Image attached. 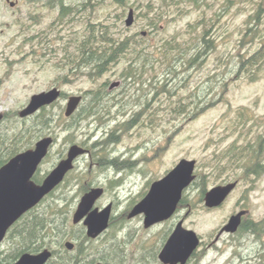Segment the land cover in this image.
<instances>
[{
  "label": "rangeland",
  "instance_id": "obj_1",
  "mask_svg": "<svg viewBox=\"0 0 264 264\" xmlns=\"http://www.w3.org/2000/svg\"><path fill=\"white\" fill-rule=\"evenodd\" d=\"M149 1L128 0V6L123 7L112 0H94L91 8L62 26L56 21L58 12L44 4L34 8L22 3L10 9L0 3V120H7L10 126H24L25 118L19 111L33 94L54 85L63 90L64 95L51 108L52 128L44 135L53 136L54 144L38 172L46 176L73 144L90 150L63 184L71 185L66 187L72 225L66 241L77 243L83 226H74L72 221L83 195L80 185H97L105 187V193L95 206L102 209L112 203L114 224L99 240L85 246L102 251L114 235L119 249L109 259L110 264H163L159 253L179 221L201 238L198 253L188 264H264V231L258 234L240 229L216 240L230 216L241 209H249L247 220L262 222L264 228V0H200L197 5L180 0L169 9L148 12ZM131 8L136 19L127 27L125 20ZM119 15L121 20L117 21ZM99 24L100 28L110 25L117 42L128 41V52L108 65L101 77L79 70L72 74L65 67L66 44L83 38L88 29L99 28ZM205 30H209L207 39H211L212 48L202 63L187 71L181 69L174 79L165 75L173 60L175 65L186 67L185 60L196 50L197 39ZM143 31L147 34L142 35ZM168 41H178L184 48L197 43L179 57L176 49L164 53L162 46H168ZM254 55L253 64L241 65V60ZM177 57H184L185 65ZM68 71L71 77L65 82L62 77ZM129 71L133 74L127 78L128 87L132 81L133 125H98L90 117L84 119L83 114L75 120L65 117L69 96L116 81ZM191 92L205 98L204 103H198L201 108H196L197 103L189 106L185 98ZM180 97L188 106L178 114L174 109ZM9 114L15 118L8 120ZM114 129V142L101 145ZM258 145L257 159L254 151ZM102 158L107 162L101 163ZM183 158L197 161V178L184 191L185 206L150 228L144 227L143 214L128 218L151 184ZM113 159L116 165L108 162ZM256 161L262 169L259 175L249 170ZM236 179L240 180L238 186L221 206H205L202 185L207 191ZM63 191L64 187L56 194ZM67 204L58 200L53 205L59 209ZM51 239V248H46L63 249ZM3 253L1 261L13 250L5 246Z\"/></svg>",
  "mask_w": 264,
  "mask_h": 264
},
{
  "label": "water",
  "instance_id": "obj_2",
  "mask_svg": "<svg viewBox=\"0 0 264 264\" xmlns=\"http://www.w3.org/2000/svg\"><path fill=\"white\" fill-rule=\"evenodd\" d=\"M135 19V9L131 8L125 20L126 26H133ZM146 34V31L142 32V35ZM118 84L119 82H115L113 86ZM62 95L63 91L58 87L33 94L28 104L19 111V116L21 118L31 116L43 107L59 101ZM81 101V95L69 96L64 115L71 117ZM54 140L51 135L44 136L35 143L34 147L19 152L0 167V243L15 222L64 181L68 172L75 168L77 158L89 152L79 144L71 145L66 157L59 161L41 183H36L33 177L47 157ZM196 164L195 159H181L165 176L151 184L146 195L134 205L128 217L143 214L145 228L170 219L177 212L184 191L196 179ZM237 184L238 182L234 181L207 190L204 195L205 206L208 208L221 206ZM103 194V187H92L85 192L72 217L75 225L83 224L86 227V235L91 239L98 238L108 230L112 218V203L102 209L95 206ZM247 212L240 210L231 215L228 222L220 229L216 240L224 233L237 232ZM200 243L201 238L197 232L185 228L183 221H179L161 248L159 259L163 264H187ZM65 247L72 251L75 242L68 240L65 242ZM52 256L53 251L44 248L37 253H23L13 264H47ZM94 264H104V262L98 261Z\"/></svg>",
  "mask_w": 264,
  "mask_h": 264
},
{
  "label": "trees",
  "instance_id": "obj_3",
  "mask_svg": "<svg viewBox=\"0 0 264 264\" xmlns=\"http://www.w3.org/2000/svg\"><path fill=\"white\" fill-rule=\"evenodd\" d=\"M112 1L123 7L128 6V0H112ZM174 1L175 0H150L147 5V11L152 12L155 11V9L159 11V8L166 10L171 8L172 6L178 5L180 0H176L175 2ZM199 1L200 0H189L191 5H197L199 4ZM47 5L50 6V3L47 2ZM91 6L93 5L90 2L89 3L82 2L81 9L82 10H85L87 8L89 9L91 8ZM68 12H69L68 10H65L66 14ZM77 13L78 11H75L73 15L75 16ZM120 16L121 15L118 16L117 21H119V19L121 20V18H119ZM110 28H111L110 25L107 24L103 28H100V24H99V28H94L92 30L88 29L87 32L83 35V38L81 37L75 39L74 43L79 45V49L78 51H74L73 53H71L72 55L65 56L64 62H66V66L65 64L64 66L65 67L68 66V70L72 72V74L77 72L78 70L82 72L83 69L87 68L88 66L91 69V73L92 71H95V74L90 76L98 77L99 76L97 74L98 71H100L101 69L108 70V65L120 61L121 57L128 52V49L130 48V44L128 41L117 42L114 33L111 32ZM208 32L209 30H205L202 34H200L199 38L197 39L198 46L196 47V50L193 53H190V55L185 60L186 67H184L183 65H175L174 64L175 60H173L171 65H167L165 75H168L169 77L174 79L177 78V76L180 74L181 69L185 68V70L187 71L191 69V67L195 68L197 65L201 64L203 58L207 54V51L212 48L211 39H207V37L209 36ZM101 42L104 43L103 44L104 56H105L104 63H101V61L98 59L100 53L98 50L99 47L97 45L98 43ZM196 43H193V45L190 44L189 48L188 47L184 48V46H181V44L178 41H176L175 44H173L172 41H168L167 44L169 45L168 46L163 45L162 48L164 50V53H167L169 49H176V53L180 57L181 54L185 52L188 53L189 49H191ZM94 47L96 50H93ZM65 50H66V54H68L67 47ZM138 52L141 53L142 51H138ZM179 57L175 59L181 60ZM185 61L183 60L184 64ZM254 61H255V55L248 57L247 59L241 60V65L243 66L246 64L248 65L253 64ZM139 69L141 68H138L137 70ZM69 71L68 74L62 77V79L65 82L66 80H69V77H71ZM192 96L195 97L191 98ZM185 99L187 101L189 100L188 102L189 106L191 104L197 103L196 108H201V106H199L198 103H204L205 100V98H201L200 95H195V92H191ZM188 103L183 105L182 98L180 97L179 102L177 103V107L174 109V111L178 114L183 112V108L187 107ZM56 104L57 103L51 106L43 107L37 113L31 115L28 118L23 119L22 122L24 123V126L22 124V125H18V127H14L8 125L7 120L5 119L0 120V167L3 164H5L7 161H9L14 155L23 151V149L25 150L31 148L34 145V142L38 138L46 135L48 131L51 130L53 124L52 120L54 119V115L51 112V108ZM85 106L81 109L79 115L83 114L85 116L86 113L92 112L91 108ZM196 114L197 112L194 113L192 116H195ZM9 115L10 116L8 120H13L15 118L14 116L17 115V113L15 115L12 114ZM61 117L65 119L64 122L67 121L66 119L67 117L65 118L63 115H61ZM32 118H33L32 123L27 124L26 121ZM110 139H112L109 140L111 142L107 140L100 144L104 145L114 142L113 138ZM105 160H106L105 158H102L100 162L101 163L107 162ZM108 162L114 164L116 160L115 159L108 160ZM259 174L260 172L257 175ZM43 177L45 176H42L39 174V172H37L36 175L34 176V179L37 183H40L43 180ZM89 183L90 182H88V184ZM63 187H64V191L61 193L62 195L56 194V191ZM66 187L67 189H69L71 185H59V187H57L52 193H50L46 198H44L34 210L28 212L26 215H24L21 218L20 222H18L15 228L19 227L20 229H24L26 231L24 234H22L25 246H29L30 242H32L35 236L39 234L41 237V244H40L41 250L46 247L51 248V244L53 242V239L51 238H55L58 245L60 247H63L62 250H56V249L53 250V257L49 260L47 264H93L98 261H103L105 264H110L109 259H111V257L114 254H116L119 249V243L116 242L114 235L112 238H108L109 240L104 245L105 247L104 250L100 251L99 249L98 250L94 248L91 249V246L87 245L88 246L87 247L85 246V243L93 242L94 240L97 241L101 237L97 239L88 238L85 232L86 228L84 226H80V228L82 229L79 230V233L77 235V239L79 238V241L77 243L75 242V248L71 251L65 247V241L68 239L69 235H71V232L69 230H71L70 227L72 226L70 224V215L68 214L69 213L68 193L70 191H66ZM88 190L89 188L87 184L80 185L79 193H84ZM205 192H206L205 185H202L201 199L205 195ZM185 197L186 196L184 195L179 205L180 208L185 206V201H186ZM58 200H63V202L65 203L68 202V204L58 209L57 206L53 205L54 203L55 204L58 203ZM113 224H114V218L111 219L110 228H112ZM79 225H74V226H79ZM261 225L262 222H254L247 220L246 225L243 226L241 229L259 234L264 231V228ZM74 226L72 227L73 230L75 228ZM31 248L33 249L32 243H31Z\"/></svg>",
  "mask_w": 264,
  "mask_h": 264
},
{
  "label": "flooded vegetation",
  "instance_id": "obj_4",
  "mask_svg": "<svg viewBox=\"0 0 264 264\" xmlns=\"http://www.w3.org/2000/svg\"><path fill=\"white\" fill-rule=\"evenodd\" d=\"M47 2L50 3V6L47 5ZM82 2L83 3H89L90 2L91 4H93L94 0H79L76 3L72 2L71 0H0V3L8 4L9 7H10V9H15V8L19 7L22 3L31 4V5H33L34 8H36V5H38V4H44L45 6L51 7V9H53V10H55V11L58 12V16H57L56 21H57V24H60V26L65 25V24L72 23L73 18L78 13H83L85 10L88 9V8L85 9V10H82L81 9ZM65 10H68L69 12L66 14L65 13ZM75 11H78V13L74 16L73 13ZM80 11H83V12H80ZM103 44L104 43L101 42V43H98V45H97L99 47L98 50H99V53H100V56H98V59L101 61V63H104V61H105L104 45ZM66 47L68 49V54H65L64 57L66 55H72L71 53H73L74 51H78V49H79V45L78 44H75L74 45L73 42L66 44L64 50L66 49ZM93 50H96L95 47L93 48ZM181 60L183 61L184 60V57H182ZM107 71L108 70L101 69L97 73L99 75L98 77L103 76ZM82 73L83 74L94 75L95 74V71H92V73H91V69L87 66V68H84L83 69ZM125 74L126 75H124V76H120V79H118L116 81H112V82L111 81H105L98 88H95L93 90L88 89L86 91H82L80 93L74 94V95H81L82 96V101H81L80 105L77 107V109L74 112V114L71 117H69V118H72V119L77 118V116H79V112H81V109L85 105H87L85 107L91 108L92 109V112L86 113L85 116L83 115L84 116V119H87V118L90 117L91 118V121L97 123L98 125L111 124L112 122H124L123 123L124 125H133V91H132V81L129 82L131 84V87H128V85H127L128 84V79L127 78H133V74L130 71L128 73H125ZM115 82H119V84L116 85V86H113V84ZM53 87L60 88L58 85H54L51 88H53ZM113 108H116V110H114ZM91 121H90V123H91ZM116 131L117 130H115V129L112 130V133L110 135H108V138L106 139V141L107 140L108 141L109 140H112L110 138H113V140H115L116 139V136H115ZM109 142H111V141H109ZM259 151H260V145H258V148L255 149V151H254L255 154H256V158L257 159L259 158V156H258ZM87 154L90 155V150H89V153H87ZM83 156H86V154L83 155ZM83 156H81V157H83ZM65 157H66V155H64L62 157V159L65 158ZM81 157L77 158V160L75 162V167H76V164H77L78 160ZM253 160H255V158H253ZM114 165H116V164L114 163ZM40 167H41V165L39 166L37 172L39 171ZM73 170H71L70 172H68V174L66 175L64 181L60 185H63L66 182V180L69 178V176H70V174H71V172ZM249 170H250V172L253 175L258 174L259 172L261 173L262 172V169H260V162L256 161L255 164L249 168ZM45 177H43V180H44ZM33 179H34V177H33ZM238 180L239 179H236L235 181H237L238 184H239V181L240 180L239 181ZM34 181H35V179H34ZM232 182H234V181H232ZM227 183H229V182H227ZM227 183H224V184H227ZM224 184H220V185H224ZM238 184H237V186H238ZM94 186L100 187V186H97V185H88L89 190L92 187H94ZM57 187H59V185ZM104 193H105V191H104ZM37 206H35L32 209H30L28 212L34 210ZM102 207H104V206H102ZM241 210H247L248 212L243 217L242 223H241L239 229L237 230V232L243 226L246 225V222H247V218L246 217L249 216V213H250L249 212V209H241ZM28 212H26L24 215H26ZM21 218L11 226V228L8 230L5 238L0 243V255L1 254H4L3 253V249H4L5 246L7 248H10L11 250H13V253L12 254L8 255L4 260H2L3 264H13L25 252L37 253V252H39L41 250L40 249L41 237H40L39 234H37L35 236V238L32 240V242H30L29 246H25L24 241H23L22 234H24L26 231L24 229H20L19 227L15 228L17 226L18 222H20ZM111 219H113V215H112V218ZM31 243L33 245V249L31 248ZM197 253H198V250H197V252H195L193 254V256L190 259L194 258Z\"/></svg>",
  "mask_w": 264,
  "mask_h": 264
}]
</instances>
